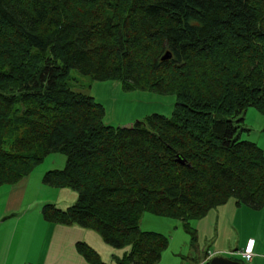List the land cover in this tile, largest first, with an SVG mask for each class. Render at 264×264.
<instances>
[{
	"label": "trees",
	"instance_id": "obj_1",
	"mask_svg": "<svg viewBox=\"0 0 264 264\" xmlns=\"http://www.w3.org/2000/svg\"><path fill=\"white\" fill-rule=\"evenodd\" d=\"M72 70L173 96L172 114L112 127ZM248 108L264 116V0H0V188L64 155L43 183L77 200L43 219L128 248L117 264H157L168 248L140 229L145 214L180 221L195 248L190 223L213 209L264 208V153L237 138Z\"/></svg>",
	"mask_w": 264,
	"mask_h": 264
},
{
	"label": "crops",
	"instance_id": "obj_2",
	"mask_svg": "<svg viewBox=\"0 0 264 264\" xmlns=\"http://www.w3.org/2000/svg\"><path fill=\"white\" fill-rule=\"evenodd\" d=\"M41 178V175L37 176L34 184L31 185V178L28 176L14 186L0 188V264H32L34 253L37 254L36 264H49V249L54 241L48 246L47 239L45 243L43 239L36 240L49 234L55 239L54 250L59 255L58 264H89L76 250V244L80 242L95 251L104 264H117V260L127 252L128 248L113 249L91 230L77 225L52 224L43 219L42 207L45 204L51 203L60 210H66L76 202L77 196L74 192H67L68 189L58 190L45 186L40 183ZM28 192L30 197L26 199ZM40 193L46 194V200L41 198ZM239 208L235 200H230L226 205L210 211L203 219L191 222L190 225L195 230L197 238L195 248L190 246V240L179 230L180 221L148 218L153 223L166 224L168 230L172 232L168 231L170 234L166 235L169 245L157 264H205L216 256L235 257L228 252L235 245L237 237L235 225ZM142 221H140V229L144 232ZM174 234L179 235L180 244H173ZM250 240H253L251 261L253 264L257 258L264 255L261 250L262 247L264 248L262 242L248 238L243 246H238L239 249L235 248L237 252L244 250ZM229 242L232 246L230 248ZM183 249L188 253L184 252L179 255L180 257L175 255L178 250L181 252Z\"/></svg>",
	"mask_w": 264,
	"mask_h": 264
},
{
	"label": "rangeland",
	"instance_id": "obj_3",
	"mask_svg": "<svg viewBox=\"0 0 264 264\" xmlns=\"http://www.w3.org/2000/svg\"><path fill=\"white\" fill-rule=\"evenodd\" d=\"M71 78L73 80L72 88L74 91L84 92L87 95L92 96L97 103H100L104 107L106 111L105 122L112 127H129L137 122L143 121L146 117H149L154 114L162 115L165 117H170L172 114L173 107L175 104V98L173 96L159 95L156 93L140 90L125 92L122 90V87L119 83L91 82L87 77L81 76L75 70L71 71ZM238 125V140L240 142H248L255 144L264 153V116L260 115L254 108H248L245 113L243 123H240ZM65 164L66 157L64 155H49L38 167L35 168V170L32 172V175L29 176L31 178V185L34 184L36 177L40 175L42 177L40 179V183L45 185L43 183L44 175L50 171L62 170L65 167ZM31 190L32 188L30 189V191ZM54 192L57 191L54 190ZM67 192L74 191L67 190ZM40 196L41 198L46 200L45 193H40ZM29 197L30 193L28 192L26 195V199H28ZM239 207L240 208L238 211L237 221L235 225L237 237L235 240V245L233 247L230 245L229 242L228 247L232 248H230L231 251L228 252V254H233V252H237L236 248L238 246H243L245 242H247L248 238H255L258 242H262V246H264V208H262L261 210H253L244 205ZM148 218H156L155 220L161 221L170 220L161 217L158 218L157 216L154 217V215L151 214H146V216H143L141 219V221L143 220L141 224L143 229H145L144 232L161 233V235L164 236L170 234L171 231L168 230L166 224L163 225L162 223H153L152 221H149ZM179 230L186 235L185 237L187 239H191L190 236L183 230L182 223ZM97 236L99 235L97 234ZM178 236V234H174V245L181 243L178 240ZM42 239L44 240V243L46 241L48 242V246L50 245L51 241H54L53 243L55 244V239H53V236L50 234L48 236L44 235L43 238H36L37 241H42ZM45 239L47 240L45 241ZM54 244L50 245V254L48 257L49 264H58L57 261H59V255H57V252H55L54 250ZM261 250H263L262 252L264 254L263 247L261 248ZM178 251L179 252L175 253V255L177 256L181 255L184 252L188 253V251L186 252V250L184 249L181 252L180 250ZM35 257H37L36 253L33 254L32 264H36ZM223 257L236 259L237 261H240L243 264H252L251 262L246 263L240 257H233L231 255H225ZM253 264H264V255L257 258L255 262H253Z\"/></svg>",
	"mask_w": 264,
	"mask_h": 264
},
{
	"label": "water",
	"instance_id": "obj_4",
	"mask_svg": "<svg viewBox=\"0 0 264 264\" xmlns=\"http://www.w3.org/2000/svg\"><path fill=\"white\" fill-rule=\"evenodd\" d=\"M171 59V53L167 52L162 58L161 61H168ZM178 163L180 164H184L182 161L177 160ZM208 264H241L239 262H236L234 260H231L229 258L223 257V256H216L214 258H212Z\"/></svg>",
	"mask_w": 264,
	"mask_h": 264
},
{
	"label": "built area",
	"instance_id": "obj_5",
	"mask_svg": "<svg viewBox=\"0 0 264 264\" xmlns=\"http://www.w3.org/2000/svg\"><path fill=\"white\" fill-rule=\"evenodd\" d=\"M252 247H253V240H250L247 244V247L244 250L237 252L234 255L240 257L245 262H251L253 259Z\"/></svg>",
	"mask_w": 264,
	"mask_h": 264
}]
</instances>
